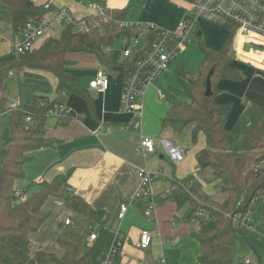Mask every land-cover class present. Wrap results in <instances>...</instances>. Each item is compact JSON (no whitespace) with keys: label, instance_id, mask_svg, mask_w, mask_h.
<instances>
[{"label":"crops","instance_id":"obj_1","mask_svg":"<svg viewBox=\"0 0 264 264\" xmlns=\"http://www.w3.org/2000/svg\"><path fill=\"white\" fill-rule=\"evenodd\" d=\"M33 2L39 6L50 2L53 6L65 7L76 20L86 17L89 13L88 2L85 0L80 2L33 0ZM106 6L109 10H124L122 20L125 22L155 24L166 30H173L178 22L187 16L190 8L184 0H106ZM0 10L8 12L2 8ZM213 26L218 29L219 34L216 35L219 42L211 43L207 34L203 40L204 32L200 31L196 33L197 42L198 39L200 41L202 39L206 45L218 50L227 41L229 32L223 27ZM1 27L0 22V32ZM62 30V27H51L46 36L37 42L36 49L47 38H59ZM1 35L0 33V71L16 60V54L10 44L19 37V34L13 31L11 37ZM131 36L132 34L121 36L125 39L122 50L129 46ZM144 43L142 39L139 50H142ZM122 50L118 57V53L113 52L111 48L107 56L123 63L127 68L115 66L108 70V89L101 94L90 89L89 82L98 70L107 68L101 66L92 55L82 54L76 57V60L79 57L92 60L93 70L90 72L88 83L81 84L77 80L78 85L87 92V97L57 92V79L50 73L41 72L42 83L50 81L53 89L49 93L47 87L42 88V85L38 84L39 90L31 89L35 91L34 96L45 95L50 101L65 105L71 115L65 124L59 122V119L48 118L45 138L52 140L54 146L35 151L32 159L26 162L23 177L14 184V188L21 191L24 197L16 200L25 201L40 189L41 184L51 183L57 176L67 175L63 193H73L82 197L100 213L103 227L108 234L105 248L112 245L117 233L122 235V245L114 264H158L162 258L165 264H200V246L195 238L199 224L187 218L188 205L178 207L171 194L179 187V182L186 181V187L193 188L200 196L209 197L217 202L225 199L224 194L222 200L215 198L220 191L212 188L215 183L211 171L201 170L196 161V154L205 147V138L200 134L195 142L199 141L196 145L198 147H192L191 125L184 128L178 125L162 126L169 109L166 94H174L175 89L166 92L156 84L146 90L140 119L141 127L138 129L134 127L139 118L133 113L121 111L119 107L121 87L132 60L122 61ZM229 54L232 57L231 66L241 75V80H221L217 85L219 93L215 101L221 105H230L224 124L226 130L233 128L248 106L264 105V51L234 38L229 46ZM71 72L79 77L74 68ZM158 89L165 93L164 99L158 97ZM33 97L28 102H24L22 96L17 100L23 105H30ZM177 97L183 102H188V99L181 95ZM10 108L3 106L0 113ZM9 116L10 114L0 115V155L4 153V143L10 137ZM176 128L181 129V132L176 134L174 132ZM144 136L153 139L156 149V152L147 159L137 153L140 140ZM161 140H168L173 146L183 149L185 159L173 165L164 155ZM141 167L152 171L160 170L166 176L153 186L159 201L155 216L154 218L144 216V201H141L129 204L123 219L120 220L118 218L120 205L130 200L138 183L137 170ZM206 171L211 177L208 185L199 177ZM65 212L66 215L58 223L59 226L66 218L75 220L79 218L69 215L66 210ZM88 229L96 233L99 230L98 227L89 226ZM143 230L149 231L153 239L151 246L146 250L138 248ZM259 233H264V230ZM242 256L240 254V258ZM261 259L264 260V257L258 256V262L255 264H259ZM247 260L249 263H246ZM232 264H252V261L244 259L241 262L232 259Z\"/></svg>","mask_w":264,"mask_h":264},{"label":"trees","instance_id":"obj_2","mask_svg":"<svg viewBox=\"0 0 264 264\" xmlns=\"http://www.w3.org/2000/svg\"><path fill=\"white\" fill-rule=\"evenodd\" d=\"M184 1L191 3V0ZM0 8L10 13L11 29L18 34L29 21L37 22L46 14L44 8L35 5L33 0H0ZM124 14V10H108L107 21L89 32L67 25L59 38H47L39 48L17 54L14 63L0 71V110L7 99L6 79L10 70L50 73L57 79V92L87 97V92L78 85L77 77L71 72L77 56L92 55L107 68V73L115 66L126 69V65L107 56L115 39L132 34L118 25ZM222 27L229 35L221 49H214L198 39L203 60L196 76H189L182 67L175 72L181 90L166 94L169 109L162 121L164 127L191 125L192 143L200 134L204 136L205 147L195 156L197 164L201 170L211 171L213 182L225 195L222 202L200 196L193 188L186 187V181L179 182V187L171 194L178 207L188 205V219L201 206L212 214L211 221L198 222L199 230L195 234L200 246V264H232L237 237L244 235L245 231L235 228L228 216L241 213L255 202L262 203L264 198V105L248 106L233 128L226 130L224 124L230 105L215 101L219 81L241 80V75L231 66L229 54L234 29L232 26ZM208 77L211 85L209 97L205 96ZM23 85L20 82V87ZM31 89L39 90V85H33ZM177 95L187 98L188 102L179 100ZM41 101L47 102V106H39ZM56 104L45 95L34 96L30 105L21 104L10 113V137L0 155V264H99L107 249L108 234L100 213L82 197L63 193L67 175L41 184L40 189L25 201H17L13 196L14 184L23 177L24 165L32 159L33 153L54 146L52 140L45 138V128L47 109ZM27 115L33 118V124L25 123ZM68 117L58 118L59 122L65 124ZM48 198L62 199L69 215L79 217L89 227H98L97 238L88 243L90 230L85 231L82 223L72 219L75 226L60 225L56 238L62 250L61 257L43 249L32 250L30 236L37 233L49 218V213L44 210ZM240 200L243 203L238 206ZM203 202L212 204L217 211ZM259 264H264V260L261 259Z\"/></svg>","mask_w":264,"mask_h":264},{"label":"built area","instance_id":"obj_3","mask_svg":"<svg viewBox=\"0 0 264 264\" xmlns=\"http://www.w3.org/2000/svg\"><path fill=\"white\" fill-rule=\"evenodd\" d=\"M46 14L39 21H29L19 33V37L11 42L14 53L24 54L36 49L39 40L46 36V32L51 27H65L74 25L83 27V32L95 30L101 26V23L108 19V7L106 0H95L88 3L89 13L86 17L76 20L71 12L65 7L53 6L50 2L42 5ZM189 14L183 17L173 30H166L155 24L128 23L119 22V27L127 29L132 33L129 46L122 50V61L130 62L127 76L121 87L120 110L135 114L139 120L135 123V128L141 127L142 110L144 106V96L149 86L154 85L157 78L167 69L171 60L175 59L181 48L187 42V34L193 24L198 19H204L212 24L232 26L233 37L243 43L254 46L257 50L264 51V0H191ZM144 39L142 50H139L141 40ZM108 73L100 69L96 72L93 79L89 82L90 89L96 93H104L108 89ZM158 97L165 98V93L158 89ZM19 105H14L11 109L0 113V115L10 114L12 110ZM39 106H47V102H39ZM71 113L67 107L57 103L47 109L48 118H62L70 116ZM27 125L33 124V118L30 115L25 117ZM164 155L173 164L177 165L185 159V152L177 146H173L168 140L160 141ZM156 152L153 139L142 137L139 143L137 153L144 159ZM166 177L162 171H152L146 167L137 170L138 183L133 191L130 200L120 205L118 218L123 219L129 204L144 201V216L154 218L158 207V199L154 193V183ZM171 179V178H170ZM13 196L16 199H22L23 193L13 189ZM264 204V198L261 201ZM56 206L64 208L62 199H55ZM243 202L240 200L238 206ZM233 226L247 232H255L252 224L251 209L248 208L241 213L229 215ZM212 214L206 207H199L190 218L193 222H208L212 220ZM63 226H75V222L70 219H64ZM264 240V233H257ZM97 238L95 231H89L87 241L93 242ZM123 237L117 233L112 245L102 254L99 264H114V259L122 245ZM152 235L149 231L143 230L140 234L138 248L148 249L152 244ZM246 263H249L247 260ZM158 264H165L164 259H160Z\"/></svg>","mask_w":264,"mask_h":264},{"label":"rangeland","instance_id":"obj_4","mask_svg":"<svg viewBox=\"0 0 264 264\" xmlns=\"http://www.w3.org/2000/svg\"><path fill=\"white\" fill-rule=\"evenodd\" d=\"M188 14L189 12H187L186 15ZM0 22L2 25L0 32L2 34L1 36L11 37L12 29L10 24V15L8 12L0 10ZM213 25L216 24H212L203 19L199 21L197 20L193 24L192 28L187 34L186 44L181 48L176 58L169 62L167 69L157 78L155 83L156 86L166 92L174 89L179 90L180 85L175 77V72L180 67H182L189 76H196L198 69L202 63V54L200 51V45L197 42L196 33L198 31L204 32V35L202 37L203 40H205L207 34V37L211 43H218V35L216 34H219V32L218 29L215 28L216 26ZM217 26L220 28L222 27V25ZM76 28L77 30L83 29V27L81 26H77ZM124 40L125 39L123 37H120L115 39L112 44V51L118 53V57L120 56V51L122 50V47L124 45ZM77 61H79V63H76L72 67V69L74 68V71H77V74L79 75V77L77 78L78 82H80L81 84H86L89 81L90 72L93 70L92 60L85 57H79ZM40 74L41 72L34 70H23L21 71V73H18L15 70H10L9 75L6 79L7 99L4 106H7L9 108L11 106L13 107L14 105L20 106L22 102L18 101L17 99L21 96L23 97L24 102H28L29 100H31V98L35 94V91L31 90V86L36 84H39L40 86L42 85V88L47 87L50 93L53 89V87H51L50 81L47 80L45 81V83H42V77L40 76ZM20 82L24 83L22 87H20ZM174 132L178 134L181 132V129L176 128ZM198 142L193 143L192 147H196ZM199 177L205 182L206 185L209 184L211 177L207 173V171L199 175ZM212 188L215 190H219V187L217 185ZM222 197L223 193L221 191L218 193V196H215L217 200H222ZM205 204L206 203L203 202V205ZM206 206H210L217 211V209H215L210 203L208 205L206 204ZM44 208L49 213L48 222L43 227H41V229L37 233H34L30 236L32 250H42V248H44V250L46 249L47 252H50L57 257H61L62 250L57 245L55 238L57 233L59 232L60 226L58 225V223L66 215L65 209L55 206L53 204L52 198H48L46 200ZM250 209L252 213V224L256 233L246 232L244 235H238L232 259L233 261L241 260V262H243L244 259H249L250 261H252V264H255L258 262V256L262 258L264 257V240L259 236V234H257L259 232H263L264 230V213H262V211H264V205L259 202H255L251 204ZM76 221L82 223L85 227V231H88V225L85 224L83 220L76 218ZM240 254L242 256L241 258Z\"/></svg>","mask_w":264,"mask_h":264},{"label":"water","instance_id":"obj_5","mask_svg":"<svg viewBox=\"0 0 264 264\" xmlns=\"http://www.w3.org/2000/svg\"><path fill=\"white\" fill-rule=\"evenodd\" d=\"M210 74H211V72H210ZM205 96H207V97L211 96V85H210L209 77L207 78V82H206Z\"/></svg>","mask_w":264,"mask_h":264}]
</instances>
